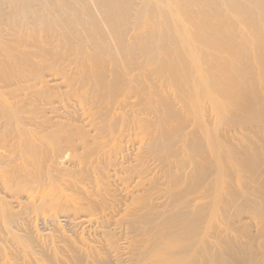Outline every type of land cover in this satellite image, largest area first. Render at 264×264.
I'll return each instance as SVG.
<instances>
[{
    "label": "bare ground",
    "instance_id": "bare-ground-1",
    "mask_svg": "<svg viewBox=\"0 0 264 264\" xmlns=\"http://www.w3.org/2000/svg\"><path fill=\"white\" fill-rule=\"evenodd\" d=\"M0 264H264V0H0Z\"/></svg>",
    "mask_w": 264,
    "mask_h": 264
}]
</instances>
